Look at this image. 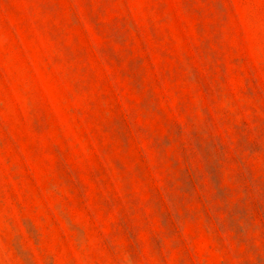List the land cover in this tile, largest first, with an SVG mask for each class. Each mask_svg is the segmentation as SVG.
<instances>
[{
    "label": "rangeland",
    "instance_id": "obj_1",
    "mask_svg": "<svg viewBox=\"0 0 264 264\" xmlns=\"http://www.w3.org/2000/svg\"><path fill=\"white\" fill-rule=\"evenodd\" d=\"M0 264H264V0H0Z\"/></svg>",
    "mask_w": 264,
    "mask_h": 264
}]
</instances>
